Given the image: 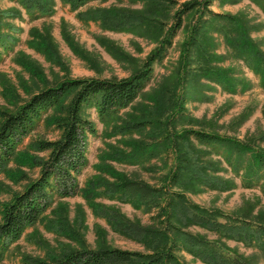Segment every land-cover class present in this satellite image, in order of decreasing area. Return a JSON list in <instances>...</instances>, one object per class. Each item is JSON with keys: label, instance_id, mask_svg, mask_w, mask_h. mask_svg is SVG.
Masks as SVG:
<instances>
[{"label": "rangeland", "instance_id": "374dc122", "mask_svg": "<svg viewBox=\"0 0 264 264\" xmlns=\"http://www.w3.org/2000/svg\"><path fill=\"white\" fill-rule=\"evenodd\" d=\"M49 1L51 12L41 15L29 13L20 0H0V112L15 113L36 93L65 80H122L132 76L166 37L181 5L193 0H176L178 4L160 18L165 26L159 23L134 31L111 30L97 17L106 12L113 16L146 13L148 3L93 0L74 10L64 0ZM210 11L237 18L244 32L229 33L234 38L231 41L224 32L216 31L219 22L207 27L210 38L207 42L197 38L189 53L193 59L184 70V43L198 20V14L191 12L184 17L167 57L153 66V79L133 105L106 121L95 109L86 110L84 114L94 122L97 133L88 139V165L78 177L80 193L56 200L44 219L10 246L0 264H29L26 257L50 262L67 251L83 248L149 253L145 244L116 231L102 211L153 227L158 210L134 207L102 191L104 185L125 181L177 189L170 183L177 155L173 137L177 147H183L177 136L185 131L214 133L264 151V84L250 61V52L264 58V0H214ZM206 43L208 61L197 49ZM59 115L60 109L44 115L19 151L46 159L48 153L37 152L32 145L61 138L53 123ZM192 142L203 153V160L216 164L215 175L235 186L225 192L194 187L186 192L187 198L205 209L264 223V178L252 184L245 178L252 162L250 154L242 156L225 146L208 148ZM139 152L144 158L134 159L142 155H137ZM39 175L40 167L19 161H13L8 172L0 175V222L4 204ZM51 220L67 222L73 237L49 229ZM186 231L217 240L252 264H264V251L255 246L223 239L199 227ZM177 255L184 264H204L185 251Z\"/></svg>", "mask_w": 264, "mask_h": 264}, {"label": "trees", "instance_id": "16d2710c", "mask_svg": "<svg viewBox=\"0 0 264 264\" xmlns=\"http://www.w3.org/2000/svg\"><path fill=\"white\" fill-rule=\"evenodd\" d=\"M64 1L69 3L72 9L77 10L93 0ZM132 1L148 3L147 12L114 16L106 12L99 14L97 19L101 20L104 27L115 31H134L159 23L165 26L160 18L168 9L178 4L176 0ZM20 2L31 14L46 15L52 10V3L49 0H20ZM213 4L214 0H193L183 3L174 15L173 25L166 37L150 54L143 67L132 76L122 80H65L56 87L36 93L15 113L0 112L2 118L0 175L8 172L13 161L40 167L39 177L3 206L0 222V261L12 244L44 219L56 200L73 198L80 193L78 177L88 165V139L89 136L97 133L94 122L89 120L84 112L95 109L99 118L106 121L133 105L153 79V66L163 62L167 57L187 14L196 12L198 20L193 25L191 38L189 37L184 43L182 55L184 70L188 61L193 59L189 57V53L192 45L197 43V38L201 37L206 40L205 42L210 38L207 27L211 28L214 23L219 22L217 26L219 29L216 31L224 32L227 40L231 41L234 38L230 37L229 33L244 32V27L237 18L210 11ZM1 39L0 35V42ZM207 47L208 43L201 44L197 48L206 61L210 58L204 54ZM255 52H250L253 57L250 61L264 84V58ZM224 81L227 83L223 79L222 82ZM56 109L61 110V115L57 116L53 123L61 131V138L55 141H37L32 145L35 151L48 153L47 158L36 159L23 155L19 148L24 140L44 115ZM177 137L183 147L178 148L173 137V147L177 155L170 183L178 190L169 186L151 187L142 182L125 181L111 187L104 185V191H102L109 197L118 196L122 201L133 204L134 207L143 206L158 210V215L153 219L157 222L153 227L127 221L114 212L102 211L116 231L138 243L145 244L149 253L116 248L97 250L83 248L67 251L50 262L31 257H26V262L29 264H184L177 254L185 251L204 264H252L249 260L230 251L219 241L207 240L186 230L199 227L218 234L223 239L240 241L247 246H255L264 251V223L249 218L230 216L218 210L205 209L191 202L186 192L193 190L194 187L225 192L235 186L231 180L215 175L216 164L203 160V153L195 148L192 140L208 148L218 145L225 146L231 152H237L242 156L250 154L252 162L245 175L250 184L264 178V151L254 145L240 144L201 130L190 129ZM139 154L143 156H136L134 159L144 158L143 152L137 155ZM93 192L92 188L90 193L93 194ZM48 228L73 237L65 221L51 220Z\"/></svg>", "mask_w": 264, "mask_h": 264}]
</instances>
